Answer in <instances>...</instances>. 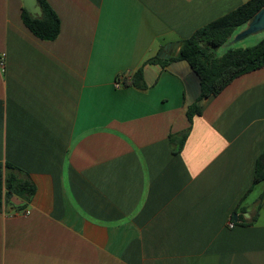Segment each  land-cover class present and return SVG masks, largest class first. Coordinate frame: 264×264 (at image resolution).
Segmentation results:
<instances>
[{"label": "crops", "instance_id": "1", "mask_svg": "<svg viewBox=\"0 0 264 264\" xmlns=\"http://www.w3.org/2000/svg\"><path fill=\"white\" fill-rule=\"evenodd\" d=\"M46 1L51 40L0 0V163L35 186L0 208V264H264V65L188 120L198 78L168 60L247 0Z\"/></svg>", "mask_w": 264, "mask_h": 264}, {"label": "trees", "instance_id": "2", "mask_svg": "<svg viewBox=\"0 0 264 264\" xmlns=\"http://www.w3.org/2000/svg\"><path fill=\"white\" fill-rule=\"evenodd\" d=\"M41 9L39 18L32 17L23 7L21 19L25 27L37 38L51 40L59 32V19L46 0H37ZM264 0H247L235 9L195 29L185 38L176 54L168 60H185L199 82L196 100L187 106L188 120L199 114L197 100L209 94H217L235 77L264 65V35L251 45L226 43L262 5ZM219 48H222L219 52ZM154 61L164 64L167 60L155 57ZM124 85L144 87L142 68H137ZM185 133L181 134L183 139ZM171 142L174 137H170ZM175 151V148L172 147ZM264 181V148L257 155L254 166L253 184ZM35 191L34 183L21 169L10 163H0V208L12 195L28 199ZM235 212L240 216L238 208Z\"/></svg>", "mask_w": 264, "mask_h": 264}, {"label": "water", "instance_id": "3", "mask_svg": "<svg viewBox=\"0 0 264 264\" xmlns=\"http://www.w3.org/2000/svg\"><path fill=\"white\" fill-rule=\"evenodd\" d=\"M22 6L32 17L39 18L41 16V9L37 0H22ZM258 31H264V4L232 35L228 43L231 44L240 41L244 37ZM167 46L168 47H165L163 51H160L163 52L164 57L169 56L168 48L174 47L175 49L176 45L170 43ZM158 56H161V53H159ZM233 218L236 220V215H234Z\"/></svg>", "mask_w": 264, "mask_h": 264}, {"label": "rangeland", "instance_id": "4", "mask_svg": "<svg viewBox=\"0 0 264 264\" xmlns=\"http://www.w3.org/2000/svg\"><path fill=\"white\" fill-rule=\"evenodd\" d=\"M239 30V28L235 31V33ZM264 35V31H258L255 33H252L246 37H244L243 39H241L240 41L234 42L229 44L228 42L226 43L227 46H233V45H241V46H246V45H251L253 43H255L259 38H261V36ZM222 48H219L218 52L221 50Z\"/></svg>", "mask_w": 264, "mask_h": 264}, {"label": "built area", "instance_id": "5", "mask_svg": "<svg viewBox=\"0 0 264 264\" xmlns=\"http://www.w3.org/2000/svg\"><path fill=\"white\" fill-rule=\"evenodd\" d=\"M4 59H5L4 53H0V69H1V71L4 70ZM233 225H234L233 221H228V223H227L228 227H233Z\"/></svg>", "mask_w": 264, "mask_h": 264}]
</instances>
